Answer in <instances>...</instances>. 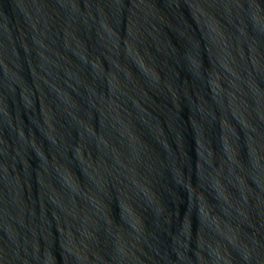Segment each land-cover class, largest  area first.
Wrapping results in <instances>:
<instances>
[{
    "label": "water",
    "instance_id": "obj_1",
    "mask_svg": "<svg viewBox=\"0 0 264 264\" xmlns=\"http://www.w3.org/2000/svg\"><path fill=\"white\" fill-rule=\"evenodd\" d=\"M0 264H264V0H0Z\"/></svg>",
    "mask_w": 264,
    "mask_h": 264
}]
</instances>
